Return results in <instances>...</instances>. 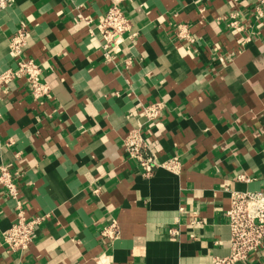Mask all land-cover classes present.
I'll return each instance as SVG.
<instances>
[{"label": "crops", "instance_id": "obj_1", "mask_svg": "<svg viewBox=\"0 0 264 264\" xmlns=\"http://www.w3.org/2000/svg\"><path fill=\"white\" fill-rule=\"evenodd\" d=\"M113 4L138 35L105 51L96 25ZM232 10L245 33L228 27ZM255 16L254 0H16L1 11L0 71L13 65L9 40L24 26V55L52 98L35 102L23 79L2 95L0 167L15 174L27 214L45 218L29 250L9 251L3 233L16 204L0 186V264H212L227 255L230 193L264 188V10ZM179 25L193 41L177 38ZM152 102L166 109L147 125L148 142L160 161L179 156L178 174L145 176L124 151ZM113 221L111 239L101 232ZM238 264H264V249Z\"/></svg>", "mask_w": 264, "mask_h": 264}, {"label": "built area", "instance_id": "obj_2", "mask_svg": "<svg viewBox=\"0 0 264 264\" xmlns=\"http://www.w3.org/2000/svg\"><path fill=\"white\" fill-rule=\"evenodd\" d=\"M16 0H0V12L9 8ZM256 16H263L264 0H254ZM79 20L91 25L93 19L81 13L77 15ZM228 27L238 32H246L245 17L238 10H232L229 14ZM102 37V48L107 51L110 47L125 41L124 34L128 33V39L133 40L138 32L133 31L131 18L118 4L111 5L104 16L96 25ZM177 38L193 41V37L185 25H179ZM94 32V31H93ZM254 33H247L243 43L247 44L254 38ZM28 46V32L24 26L19 28L9 40V55L13 65L0 71V102L2 95L11 91V87L17 80L23 79L27 84L30 94L35 102L52 98V90L43 76L41 66L32 58L25 57ZM164 102H152L143 105L140 115L144 117L142 125L130 130L123 140V148L126 154L136 160L145 176H151L158 168H164L178 174L181 168L179 156L160 161L151 150L145 130L148 124L159 121L165 112ZM1 117V116H0ZM239 180H248L244 174H239ZM0 186L6 196L15 201L16 216L10 227L3 233V241L9 251L26 252L29 250L38 229L42 224L44 215L29 216L24 203L20 198L19 187L15 174L8 166L0 167ZM230 230L229 253L225 256H213L212 264H238L249 262L256 253L264 249V188L259 191H232L230 193V205L225 211ZM200 223L199 220H192ZM119 233L118 223L113 221L105 227L101 234L108 238H115ZM179 233L177 227L170 229V235Z\"/></svg>", "mask_w": 264, "mask_h": 264}]
</instances>
